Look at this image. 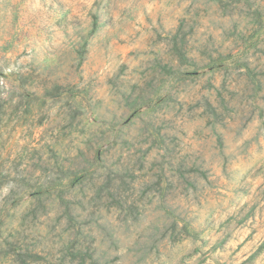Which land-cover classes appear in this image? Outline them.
<instances>
[{"label": "rangeland", "instance_id": "374dc122", "mask_svg": "<svg viewBox=\"0 0 264 264\" xmlns=\"http://www.w3.org/2000/svg\"><path fill=\"white\" fill-rule=\"evenodd\" d=\"M0 264H264V0H0Z\"/></svg>", "mask_w": 264, "mask_h": 264}]
</instances>
